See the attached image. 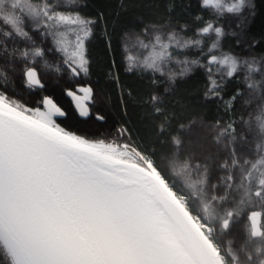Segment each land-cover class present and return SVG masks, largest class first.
<instances>
[{"label": "snow or ice", "instance_id": "snow-or-ice-1", "mask_svg": "<svg viewBox=\"0 0 264 264\" xmlns=\"http://www.w3.org/2000/svg\"><path fill=\"white\" fill-rule=\"evenodd\" d=\"M245 3L237 0L226 11L239 13ZM77 4L78 0H0V59L9 65L30 60L32 65L23 69L30 88L43 87L35 61L46 53L63 54L70 79L89 73L86 42L104 14L87 18L73 10ZM207 5L220 8L221 0H202L201 7ZM248 7L255 5L249 0ZM65 25L75 26L71 51L61 30ZM30 32L50 38L51 45L47 49L35 46ZM210 32L217 40L201 55L208 65H224L227 70L220 83L206 70L209 92L219 95L229 78L239 83L241 68L247 69L242 78L251 81L248 87L255 95L245 104L251 106L256 100L261 116L245 121L239 115L240 123L255 132L256 146L261 149L258 159L254 157L253 163L244 158L251 145L237 131L235 120L230 119L215 135V143L222 148L214 156H205V163H191L196 156L181 158L183 141L178 136L170 137L172 150L160 158L155 149L132 143L104 147L57 124L54 117L68 113L52 97L42 98L45 110L41 111L10 102L0 92V252L7 264H264V224L257 223L258 218L264 219V68H258L256 60L211 54L225 33L213 22L198 29V33ZM103 36L111 49L106 27ZM155 40L161 51H153L136 64L127 57L126 72L141 66L144 72L151 70L150 82L157 84L155 73L166 74L174 82L178 75L192 71L189 65L204 67L198 60H185L177 61L184 65L179 73L166 71L162 61L172 59L169 43L160 35ZM168 40L182 48L201 45L199 39L182 41L175 33ZM21 42L32 46L10 47ZM43 67H49L48 60ZM56 70L64 69L57 66ZM253 74L261 79L253 80ZM79 90L92 92L91 88ZM64 94L75 102L81 117L90 115L74 91ZM243 95L240 90L233 93L224 101L225 111H232L237 97ZM94 118L106 120L100 114ZM189 129L181 125L178 131ZM117 135L131 137L126 126L117 129ZM216 172L226 174L214 176ZM257 201L260 210H253ZM237 222L243 225L240 243L234 240L224 247L219 236Z\"/></svg>", "mask_w": 264, "mask_h": 264}, {"label": "trees", "instance_id": "trees-1", "mask_svg": "<svg viewBox=\"0 0 264 264\" xmlns=\"http://www.w3.org/2000/svg\"><path fill=\"white\" fill-rule=\"evenodd\" d=\"M226 1L224 7L215 9L210 6L201 7L200 0H78L77 7L73 10L81 15L96 19L98 13L104 14V19L98 20L93 26L90 41L86 42L89 73H81L70 79L67 66L62 64L63 54L46 53L44 58H37L35 61L43 87L30 88L23 76V69L32 65L30 60H17L9 65L4 59H0V72L3 73L0 76V92L10 102L33 109L40 107L41 111L45 110L42 98L52 97L58 107L68 113L66 117H54L56 123L83 136L89 142L111 143L115 146L132 143L141 149H155L156 158H160L169 155L172 150L170 137L178 136L183 141L181 158L196 156L191 163H205V156H214L222 148V145L215 143V135L230 119L235 120L237 131L243 132L251 145L244 158L254 163V157L258 159L256 154L261 149L256 146L258 141L255 132L249 131L246 125L240 123L239 115L243 114L245 121H255L256 117L261 116L256 100H252L251 106L245 104V101L255 95L248 87L251 81L242 78L248 74L247 69L241 68L239 83L229 78L219 95L209 92L206 70L211 72V79L220 83L227 69L220 64L208 65L201 51L207 53L217 37L214 32L198 33V29L205 27L208 22L223 28L225 34L219 38V47L212 49L211 54L220 57L221 53H227L240 61L256 60L259 62L257 67L264 68V0H250L255 5L254 8L248 7L249 0H246L239 13L226 11L237 0ZM197 16L202 18L198 20ZM241 20L243 23L237 28L236 25ZM105 27L110 33L111 49L106 47L103 36ZM232 32L236 35H231ZM170 33L177 34L182 41L199 39L201 45L177 47L175 43L169 42ZM30 35L36 41L35 46L47 49L51 45L50 38L45 40L38 33L30 32ZM156 35H160L164 43H169L167 51L172 59L162 61V67L166 71L179 73L184 65L177 61L185 60H198L204 67L189 65L192 71L184 77L178 75L174 82L166 74L155 73V78L159 81L157 84L150 82L151 70L144 72L141 66H134L130 72H126V58L131 56L134 64L143 61L150 46L158 45ZM237 40L240 41L239 45ZM143 45L149 46L145 48ZM12 46L23 50L32 45L30 42H21L17 45L10 44ZM45 59L49 62L47 68L43 67ZM113 60L115 65L112 64ZM57 66L64 70L57 72ZM252 79L259 81L261 77L253 74ZM79 87L92 89L90 94L85 95L86 107L90 113L88 117H81L75 102L64 94L67 90L77 93ZM237 90L244 95L237 97L232 111L226 112L224 101ZM129 92L131 95H128ZM152 96L158 99L153 102ZM97 114L104 115L106 120H96L94 117ZM181 125L184 129H189V125L191 127L188 131H178ZM122 126L129 129L130 139L117 135V129H122ZM225 174L216 172L214 176ZM253 210H260L259 201ZM257 223L264 224V219L258 218ZM242 229L243 225L237 222L230 231L222 233L219 240L224 247H228L234 240L238 245L243 235ZM0 264H7L2 252Z\"/></svg>", "mask_w": 264, "mask_h": 264}, {"label": "rangeland", "instance_id": "rangeland-1", "mask_svg": "<svg viewBox=\"0 0 264 264\" xmlns=\"http://www.w3.org/2000/svg\"><path fill=\"white\" fill-rule=\"evenodd\" d=\"M202 2V0H200ZM227 1L226 0H221V7H224L226 5ZM207 6H210V7H213L215 9H217L216 7H214L213 5H207ZM66 26V25H65ZM75 26H69L67 25L66 27H63L61 30L65 33V39L67 41V45H68V48H69V51L72 50V47H73V44H74V41H75V32L73 31V28ZM135 45V44H134ZM155 46V47H153ZM153 46H150V49H149V53L147 56H149L153 51H156V52H160L161 51V48L159 45H153ZM90 143H94V144H98L100 145L101 142H90ZM107 145H113L111 143H102V146L106 147ZM113 147H116L115 145H113Z\"/></svg>", "mask_w": 264, "mask_h": 264}, {"label": "water", "instance_id": "water-1", "mask_svg": "<svg viewBox=\"0 0 264 264\" xmlns=\"http://www.w3.org/2000/svg\"><path fill=\"white\" fill-rule=\"evenodd\" d=\"M26 79V78H25ZM37 87H40V86H37ZM80 89H83V88H80ZM81 92H83V91H81ZM84 93V92H83ZM85 94V93H84ZM77 96H79L78 94H76ZM88 95V94H87ZM80 97V96H79ZM81 99H80V104H81V106L82 107H84L85 109H87V107H86V104H85V100H86V98L85 97H80Z\"/></svg>", "mask_w": 264, "mask_h": 264}, {"label": "flooded vegetation", "instance_id": "flooded-vegetation-1", "mask_svg": "<svg viewBox=\"0 0 264 264\" xmlns=\"http://www.w3.org/2000/svg\"><path fill=\"white\" fill-rule=\"evenodd\" d=\"M79 89H80V87H79ZM76 91H77L76 94H78L80 97H85V95H87V94H84L83 92L79 91L78 89ZM85 104H86V102H85Z\"/></svg>", "mask_w": 264, "mask_h": 264}]
</instances>
